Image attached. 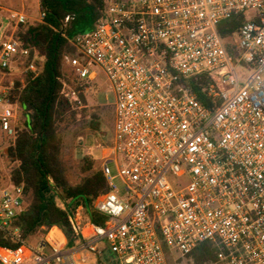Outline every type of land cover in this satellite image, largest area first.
<instances>
[{"label": "built area", "instance_id": "built-area-1", "mask_svg": "<svg viewBox=\"0 0 264 264\" xmlns=\"http://www.w3.org/2000/svg\"><path fill=\"white\" fill-rule=\"evenodd\" d=\"M239 15L223 39L219 26ZM69 43L75 99L102 81L115 94L113 144L97 147L107 191L95 208L107 220L96 225L79 207L72 246L57 226L31 243L15 227L24 185L0 187V231L20 244L0 247V264H101L105 253L113 264H169L168 253L189 257L204 243L218 251L213 264H264V0H105L94 27ZM28 55L1 41L0 73ZM198 76L210 81L208 105L177 85ZM9 91L0 86V137L14 143Z\"/></svg>", "mask_w": 264, "mask_h": 264}, {"label": "trees", "instance_id": "trees-1", "mask_svg": "<svg viewBox=\"0 0 264 264\" xmlns=\"http://www.w3.org/2000/svg\"><path fill=\"white\" fill-rule=\"evenodd\" d=\"M105 0H41L45 18L36 25L20 24L15 36L20 47L29 52L25 61V78L15 82L7 98L19 104L26 118L18 131L14 146L8 149L18 167L12 172L15 186L24 185L29 201L15 222L23 240L45 236L54 226L65 234L68 245L75 242L70 215L79 207L96 224L103 226L107 217L95 208L97 198L107 191V181L101 168L92 157L80 161L81 181L71 185L61 159L62 139L60 132L71 121L86 120L93 132L100 131V116L88 115L87 100L69 87L65 72V57L73 52L69 39L76 34L91 30L102 17ZM245 22L239 15L223 22L219 33L223 39L235 34ZM229 52L232 53L230 45ZM34 64L37 71L29 65ZM11 71V69L6 72ZM210 81L204 76L190 79L179 78L177 85L190 88L199 101L208 105L205 88ZM63 200L66 209L58 203ZM10 233L0 231V247H19ZM167 250V249H166ZM194 264L217 262L218 251L210 243L201 244L189 256Z\"/></svg>", "mask_w": 264, "mask_h": 264}, {"label": "rangeland", "instance_id": "rangeland-1", "mask_svg": "<svg viewBox=\"0 0 264 264\" xmlns=\"http://www.w3.org/2000/svg\"><path fill=\"white\" fill-rule=\"evenodd\" d=\"M5 0H0V42L4 40L15 39V36L19 30L18 18L14 15V12H23L27 16V25H36L41 22V3L30 2L29 6L25 5L21 8L20 4H11L8 10H3ZM238 42V38L234 40ZM16 69L17 71H14ZM26 65L23 59H19L17 63L11 68V71L6 72V76L0 74V86L4 88L12 89L15 82L23 80L26 73ZM13 70V71H12ZM65 72L69 73V69L65 66ZM85 98L87 100V113H97L100 116V131L93 132L90 128L89 121L79 120L77 122L71 121L69 125H64L60 132L62 139V153L61 159L66 168V174L68 181L71 185L78 184L83 175L80 173L79 166L83 157L89 156L96 163V167L101 168L102 164V150L97 148L99 144L110 146L113 144L114 135V123H115V94L108 88L107 84L102 81L100 89L97 91H86ZM26 121L22 111H19L18 116V131L24 127ZM82 140V144H79ZM16 141V140H15ZM15 143V142H14ZM14 143L5 138L0 137V187H6L12 184V172L18 167V162L11 159L8 154V149L14 146ZM113 175L117 174L115 166L110 164ZM118 188H122V182L120 179L115 181ZM26 200V205H27ZM58 203L62 205L65 202L59 200ZM66 206V203H65ZM82 224H85L83 217ZM39 236L33 238L30 242L34 243ZM169 264H194L193 260L189 257H181L175 252L168 253ZM101 264H113L112 256L105 253L101 256Z\"/></svg>", "mask_w": 264, "mask_h": 264}, {"label": "crops", "instance_id": "crops-1", "mask_svg": "<svg viewBox=\"0 0 264 264\" xmlns=\"http://www.w3.org/2000/svg\"><path fill=\"white\" fill-rule=\"evenodd\" d=\"M12 2H13V4H20L21 8H23L25 5H28L29 6L30 5L29 4L30 2H38V3H41L38 0H32V1H27V0H5V2L3 3L4 4V7L2 9L3 10L10 11V10H8V8H9V6H11ZM16 14L17 13L14 12V15H16ZM18 14H22V15H24L27 18V16L25 15L24 11L23 12H20ZM14 71H17V70L14 69ZM0 74L6 76V72L0 73ZM2 88L4 89V87H2ZM5 89H8V88H5ZM19 111H22V108L20 106H19V109H18V116H19Z\"/></svg>", "mask_w": 264, "mask_h": 264}, {"label": "bare ground", "instance_id": "bare-ground-1", "mask_svg": "<svg viewBox=\"0 0 264 264\" xmlns=\"http://www.w3.org/2000/svg\"><path fill=\"white\" fill-rule=\"evenodd\" d=\"M56 233H57V230H54L53 233H52L51 236H50L51 239L54 237V234H56Z\"/></svg>", "mask_w": 264, "mask_h": 264}, {"label": "water", "instance_id": "water-1", "mask_svg": "<svg viewBox=\"0 0 264 264\" xmlns=\"http://www.w3.org/2000/svg\"><path fill=\"white\" fill-rule=\"evenodd\" d=\"M79 144H82V140H80Z\"/></svg>", "mask_w": 264, "mask_h": 264}]
</instances>
